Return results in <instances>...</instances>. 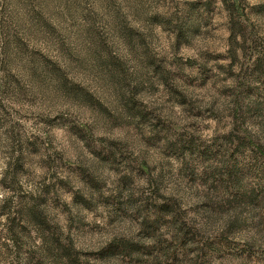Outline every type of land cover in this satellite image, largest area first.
Masks as SVG:
<instances>
[{"label": "rangeland", "instance_id": "obj_1", "mask_svg": "<svg viewBox=\"0 0 264 264\" xmlns=\"http://www.w3.org/2000/svg\"><path fill=\"white\" fill-rule=\"evenodd\" d=\"M263 169L264 0H0V264H264Z\"/></svg>", "mask_w": 264, "mask_h": 264}, {"label": "trees", "instance_id": "obj_2", "mask_svg": "<svg viewBox=\"0 0 264 264\" xmlns=\"http://www.w3.org/2000/svg\"><path fill=\"white\" fill-rule=\"evenodd\" d=\"M142 118L144 119V118H146V116L144 117V115H143ZM179 150H180V154H182L183 156H184V154H187V153H185L184 147H180ZM181 150H183V151L181 152ZM192 152H193V150H191V155L194 154ZM202 156L204 159L208 160L209 156H206V155H202ZM210 156H211V154H210ZM219 174H220V172H219ZM263 174H264V169H263ZM228 175H229L228 176L229 179H233V178L237 177L234 175V172H229ZM220 179L223 181L222 176ZM238 182H239V179L236 180V183H237V187H240L241 185L239 186ZM214 184H215V181L213 182L212 186H214ZM257 199H258V196H255L254 194H253V196H248L247 193H244V194H240L239 198H238V196H235L233 199L234 200L233 202H235L236 204H241V205H244L245 203L254 205L257 202ZM155 208L157 210L154 214V222L151 223V226L147 230L148 235L150 236V234H154V231L158 228V226H160V224L163 223V224L167 225L168 229H170L171 231H174L173 241L178 242V244H180L181 247L185 248V245L188 244L187 240H188L189 236H191L189 232L192 233L193 231H191V229L189 230L187 228L188 223H187L186 219L184 218L183 214H181V212L177 209L175 204L173 205L172 203H169V202H165V203H163V204H161ZM148 219L149 218H147V215H146L145 220L147 221ZM173 241L171 243H169L168 245L162 246L158 252H161L162 254H164V256H168V254H170V252H177L176 249L173 247V244H172V243H174ZM122 250L123 251L129 250L132 253H139L140 252V249L135 247L133 244H131V245L126 244L124 247H122Z\"/></svg>", "mask_w": 264, "mask_h": 264}]
</instances>
